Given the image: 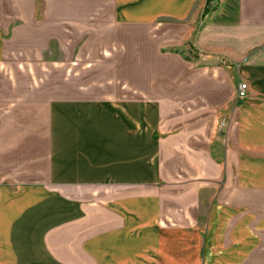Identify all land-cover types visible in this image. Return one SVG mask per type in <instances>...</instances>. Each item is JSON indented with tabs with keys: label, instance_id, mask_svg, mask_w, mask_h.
I'll list each match as a JSON object with an SVG mask.
<instances>
[{
	"label": "crops",
	"instance_id": "obj_1",
	"mask_svg": "<svg viewBox=\"0 0 264 264\" xmlns=\"http://www.w3.org/2000/svg\"><path fill=\"white\" fill-rule=\"evenodd\" d=\"M207 2L0 0V264H264V0Z\"/></svg>",
	"mask_w": 264,
	"mask_h": 264
},
{
	"label": "rangeland",
	"instance_id": "obj_2",
	"mask_svg": "<svg viewBox=\"0 0 264 264\" xmlns=\"http://www.w3.org/2000/svg\"><path fill=\"white\" fill-rule=\"evenodd\" d=\"M202 15H203V13H202ZM202 15H201V12H200V9H198V20H201L202 19ZM204 16V15H203ZM91 62H92V60H91ZM104 65H109V59H106V62H105V64ZM91 67L92 66H88V67H86V72H88V71H91ZM102 68H104V66H102ZM101 68V69H102ZM86 78L87 79H89L90 77L87 75V73H86ZM93 81H96V82H98V83H100V84H102V85H107V84H111V85H114L116 82H118V81H123V76H113V75H107V74H105V75H95L94 76V79H93ZM109 86V85H108ZM105 92L107 93V92H110V91H106L105 90ZM118 92H120V91H118ZM122 92H123V90H122ZM104 93V92H103ZM118 94V93H117ZM121 94V93H120ZM119 94V95H120Z\"/></svg>",
	"mask_w": 264,
	"mask_h": 264
},
{
	"label": "built area",
	"instance_id": "obj_3",
	"mask_svg": "<svg viewBox=\"0 0 264 264\" xmlns=\"http://www.w3.org/2000/svg\"><path fill=\"white\" fill-rule=\"evenodd\" d=\"M248 94V83L245 81H241L238 84V97L244 98Z\"/></svg>",
	"mask_w": 264,
	"mask_h": 264
},
{
	"label": "trees",
	"instance_id": "obj_4",
	"mask_svg": "<svg viewBox=\"0 0 264 264\" xmlns=\"http://www.w3.org/2000/svg\"><path fill=\"white\" fill-rule=\"evenodd\" d=\"M207 3H209V0H208V2ZM206 11H207V8H206Z\"/></svg>",
	"mask_w": 264,
	"mask_h": 264
}]
</instances>
